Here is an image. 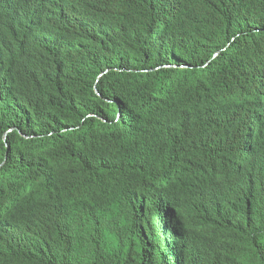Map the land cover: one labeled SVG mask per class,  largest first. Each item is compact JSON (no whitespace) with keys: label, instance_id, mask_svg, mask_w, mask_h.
Segmentation results:
<instances>
[{"label":"trees","instance_id":"obj_1","mask_svg":"<svg viewBox=\"0 0 264 264\" xmlns=\"http://www.w3.org/2000/svg\"><path fill=\"white\" fill-rule=\"evenodd\" d=\"M31 2L0 0V224L37 208L15 264H264V0H100L82 63Z\"/></svg>","mask_w":264,"mask_h":264},{"label":"clouds","instance_id":"obj_2","mask_svg":"<svg viewBox=\"0 0 264 264\" xmlns=\"http://www.w3.org/2000/svg\"><path fill=\"white\" fill-rule=\"evenodd\" d=\"M99 2L100 0H32L31 7L25 14L28 13L34 22L48 25L37 42H46L55 51L64 52L67 63H74L76 53H81L79 61L82 63L88 58L90 44L96 38L84 37L85 28L79 22L83 17L101 13L104 8ZM97 92L99 93L98 90ZM250 150L259 151L258 147H252L245 148V153ZM237 172L233 170L231 174L235 176ZM36 218L37 208H34L23 212L17 220L14 217L0 224V264H15L17 261L14 259L25 255L26 241L33 233Z\"/></svg>","mask_w":264,"mask_h":264},{"label":"water","instance_id":"obj_3","mask_svg":"<svg viewBox=\"0 0 264 264\" xmlns=\"http://www.w3.org/2000/svg\"><path fill=\"white\" fill-rule=\"evenodd\" d=\"M6 135H7V134H5V137H4L5 139H6Z\"/></svg>","mask_w":264,"mask_h":264}]
</instances>
